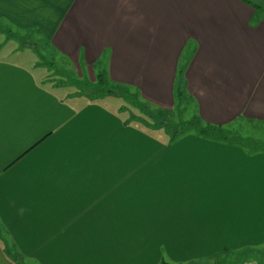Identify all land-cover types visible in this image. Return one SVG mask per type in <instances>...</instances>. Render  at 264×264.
Returning a JSON list of instances; mask_svg holds the SVG:
<instances>
[{"label":"crops","instance_id":"0c3cea01","mask_svg":"<svg viewBox=\"0 0 264 264\" xmlns=\"http://www.w3.org/2000/svg\"><path fill=\"white\" fill-rule=\"evenodd\" d=\"M0 23L40 32L86 84L103 74L164 114L181 94L193 118L219 130L264 126V0H0ZM80 106L0 61V227L10 238L0 236V264H19L14 245L40 264H159L154 239L172 234L170 248L194 251L203 233H234L227 258L264 264V215L252 211L264 202V153L192 136L165 147ZM182 178L205 193L190 192L193 210L151 206ZM221 180L222 195L209 197L206 186ZM135 215L158 216L156 230ZM107 232L108 243L97 241Z\"/></svg>","mask_w":264,"mask_h":264},{"label":"rangeland","instance_id":"374dc122","mask_svg":"<svg viewBox=\"0 0 264 264\" xmlns=\"http://www.w3.org/2000/svg\"><path fill=\"white\" fill-rule=\"evenodd\" d=\"M0 61H5L29 69L34 73L39 83L43 84V86L49 91L59 95V97L67 103L76 105L79 108H81L80 105H84V107H87L86 105L97 106L100 108L98 113H106V116L110 118V120L112 119V121L114 119H119L123 122L125 121L129 128L147 134L152 140L160 142L161 145H164L165 147L178 145L183 142L181 141L183 138L192 136L201 137L207 140H217L225 144V146L235 145L245 148L250 154L264 153L263 125L254 126L237 123L224 130L220 129L215 132V134L211 133V136L209 137H202L196 133V130L193 129V131H186V134L173 139L172 134L183 131L182 123L190 121L192 127H197V125L193 123V120H195L193 117L196 116V107L193 102L191 103V101L185 97H179L177 95V108L174 110L173 114H164L159 112L156 108H153L145 103H140L137 96L131 90L124 87L114 86L108 83L107 86L102 89L103 92L93 89L92 87L90 88L88 86H94V81L89 82L90 84L80 81V76L76 70L67 63V60L60 57L43 35L36 30L22 31L0 23ZM98 73H100L99 67H95L94 76H98ZM80 100L84 102V104L79 103ZM100 121L103 122L104 120L100 118ZM107 123L110 124L111 122L107 121ZM103 125L104 126L100 128V130L108 133L107 131L110 129L109 126H106L105 124ZM184 144H187L185 140L181 145ZM150 145L152 147L151 143ZM198 153V160L204 161L205 159L201 158V155H204V153L200 151ZM218 155L222 156V158L223 156L225 157L224 152L223 154ZM212 159L213 158L210 157V160ZM234 162L237 161L235 160ZM178 180L181 181L177 182ZM178 180L174 181L177 184H173L176 189L177 187L179 189L185 187L183 183L185 180H183V178ZM221 183L222 180L221 182L214 181L212 184L206 186V191L209 197L215 198L218 197V195H222V187L220 186ZM187 187H189L188 183ZM165 189L167 191L164 194L163 192ZM179 189L174 190L172 186H165L163 191L153 195L160 198V203L156 202L157 200H152L150 201L151 206L155 209L163 210L171 208L169 206V202H174L172 207L174 208L173 210H182V208L189 209L190 204L193 203L189 202V195L192 194L193 196H196L197 193L205 194L203 192H193L190 188L186 187L180 189L182 192L179 191ZM213 203H215V206L212 207V210H221V212H223L224 209L220 206V204H218V202ZM201 206L203 207L202 212L211 210V207L207 205ZM190 210H193L192 207ZM251 210L252 209H247L246 212H252L255 210L256 212H261L263 216L264 202L261 204L260 210L258 208H255L252 211ZM98 218H102V220L106 219L105 217H97L95 219ZM92 219L94 218L86 217L85 221H91ZM115 219L117 218H112L113 221ZM158 219V216L138 218L135 215L132 217L134 224H136L137 221H146V224L150 225V230H156V226L158 224L156 221ZM259 219L264 226V218ZM246 220L247 217H245V221ZM254 224L258 225V221L254 220ZM150 235L152 239V237L158 238L159 234L153 232ZM170 235L172 234H162L164 239L163 242H161L160 239H154L156 243L153 246V248H155L153 254H160L162 256L165 252V261L169 264H233V261L231 262V259L227 258L228 251L230 250L225 249L231 243L230 238H233L234 233L195 234L197 239L200 237V239L203 240L199 241L198 245L200 247L194 251L190 250V248H182L180 250L170 248V246L173 245L172 240L167 238ZM184 235L185 233L183 234L182 232V237ZM207 235H209V239L206 241ZM0 236H4V238L10 241L7 232H4L1 227ZM110 236V232L102 233L101 238H98L97 241L108 243V241L111 240ZM116 236L117 234L115 233L113 239H115ZM126 237L129 238L128 234H125L124 240ZM119 238L120 237H118V239ZM192 238L193 236L190 239L191 241ZM134 240L136 241V238H134ZM183 241L184 240H182V242ZM160 244L164 246H160ZM13 245L14 244H12V246ZM206 245L214 247V254L206 256V254L212 252L209 250L211 248H208ZM14 247L16 248H14L15 252L13 254L16 255L15 257L17 258L19 264H40V260H37L34 257L30 258L23 256L18 251V245H14ZM169 254L176 255V257L173 259L169 258ZM235 256L237 261L241 260V262H237L236 264H244L242 261L246 256L244 253H237L234 257Z\"/></svg>","mask_w":264,"mask_h":264},{"label":"trees","instance_id":"16d2710c","mask_svg":"<svg viewBox=\"0 0 264 264\" xmlns=\"http://www.w3.org/2000/svg\"><path fill=\"white\" fill-rule=\"evenodd\" d=\"M107 84H108V81H107V79L105 78V76L103 75V74H100L99 76H98V78H97V83L94 85V86H88V87H92L93 89H97V90H100V91H102V89H104L106 86H107ZM86 87V86H85ZM103 92V91H102ZM101 92V93H102ZM178 96L180 97V96H182L181 94H178ZM193 123L195 124V125H197V127H192V125H191V122L190 121H187L186 123H182V130L183 131H181V132H179V133H176V134H172V137H173V139H176V138H178L179 136H181V135H184V134H186V131L187 132H189V131H193V129L194 130H196V133H198V135H200V136H202V137H209V136H211L210 134L211 133H214L215 134V132H217L219 129H217V128H213V127H210V126H204L202 123H201V121L199 120V119H197V118H195V120H193ZM199 126V127H198ZM16 261L15 262H17L18 263V261H17V259H15ZM159 264H169V263H167V262H165V261H162L161 263H159Z\"/></svg>","mask_w":264,"mask_h":264}]
</instances>
